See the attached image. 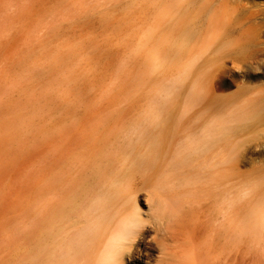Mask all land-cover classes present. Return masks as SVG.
Returning a JSON list of instances; mask_svg holds the SVG:
<instances>
[{"label": "bare ground", "instance_id": "bare-ground-1", "mask_svg": "<svg viewBox=\"0 0 264 264\" xmlns=\"http://www.w3.org/2000/svg\"><path fill=\"white\" fill-rule=\"evenodd\" d=\"M170 6L178 63L156 95L56 112L20 264H228L249 246L264 264V0Z\"/></svg>", "mask_w": 264, "mask_h": 264}, {"label": "rangeland", "instance_id": "rangeland-1", "mask_svg": "<svg viewBox=\"0 0 264 264\" xmlns=\"http://www.w3.org/2000/svg\"><path fill=\"white\" fill-rule=\"evenodd\" d=\"M175 1L0 0V264L21 263L20 224L53 160L56 112L82 103L125 114L175 74L178 61H162L181 28ZM154 53L162 64L147 74ZM248 248L228 264H260Z\"/></svg>", "mask_w": 264, "mask_h": 264}]
</instances>
